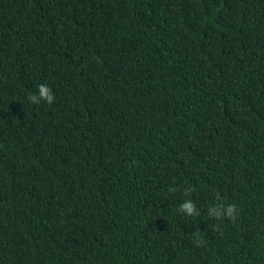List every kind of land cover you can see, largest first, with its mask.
I'll return each mask as SVG.
<instances>
[{
    "label": "trees",
    "instance_id": "16d2710c",
    "mask_svg": "<svg viewBox=\"0 0 264 264\" xmlns=\"http://www.w3.org/2000/svg\"><path fill=\"white\" fill-rule=\"evenodd\" d=\"M0 264H264V0H0Z\"/></svg>",
    "mask_w": 264,
    "mask_h": 264
},
{
    "label": "clouds",
    "instance_id": "9594fccd",
    "mask_svg": "<svg viewBox=\"0 0 264 264\" xmlns=\"http://www.w3.org/2000/svg\"><path fill=\"white\" fill-rule=\"evenodd\" d=\"M38 92L28 97L31 102H35L38 98H43L46 103L51 104L55 100V93L47 83H41L38 86ZM170 192L176 191L175 188H169ZM185 191H188L187 189ZM179 210L187 217H192L199 214V209L196 206V202L191 198L183 199L179 205ZM207 214L212 218L228 217L235 220L239 215L238 206L235 203H212L208 209ZM194 242L197 244L202 243L201 233H193Z\"/></svg>",
    "mask_w": 264,
    "mask_h": 264
}]
</instances>
